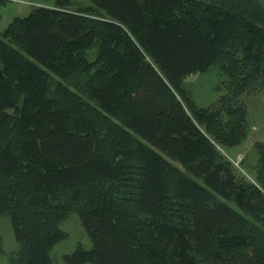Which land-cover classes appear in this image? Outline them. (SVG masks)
Masks as SVG:
<instances>
[{
	"label": "trees",
	"instance_id": "trees-1",
	"mask_svg": "<svg viewBox=\"0 0 264 264\" xmlns=\"http://www.w3.org/2000/svg\"><path fill=\"white\" fill-rule=\"evenodd\" d=\"M49 1L0 34L8 264H52L72 213L91 248L65 264H264V142L254 182L220 152L247 138L240 98L264 89L263 7ZM213 67L226 94L201 108L182 82Z\"/></svg>",
	"mask_w": 264,
	"mask_h": 264
},
{
	"label": "rangeland",
	"instance_id": "rangeland-1",
	"mask_svg": "<svg viewBox=\"0 0 264 264\" xmlns=\"http://www.w3.org/2000/svg\"><path fill=\"white\" fill-rule=\"evenodd\" d=\"M75 3L89 5L85 0H73ZM42 5L38 0H5L0 8V34L15 18H26L34 6ZM47 4L53 5V0ZM95 50L87 54L89 59L94 58ZM225 78L213 67L206 73H194L183 79L184 90L189 93L194 103L201 108H211L219 97L226 94ZM248 111L249 131L245 141L229 150H221V154L233 165L237 176L254 182L255 166L258 156L254 145L264 142V89L255 95H244L240 98ZM164 156V155H163ZM165 157V156H164ZM170 161V160H169ZM172 162V161H171ZM181 170L178 163L172 162ZM60 229L66 233V239L57 243L50 251L52 264H65L63 257L72 254L78 247L89 250L91 243L83 230L77 213H72L60 224ZM0 264H8V257L15 252L16 242L8 217H0Z\"/></svg>",
	"mask_w": 264,
	"mask_h": 264
},
{
	"label": "crops",
	"instance_id": "crops-1",
	"mask_svg": "<svg viewBox=\"0 0 264 264\" xmlns=\"http://www.w3.org/2000/svg\"><path fill=\"white\" fill-rule=\"evenodd\" d=\"M257 2L263 7L264 9V0H257Z\"/></svg>",
	"mask_w": 264,
	"mask_h": 264
}]
</instances>
